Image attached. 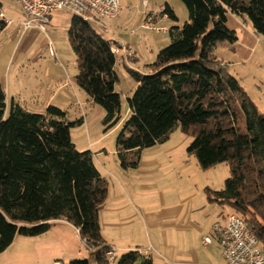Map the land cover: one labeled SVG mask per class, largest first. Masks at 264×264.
Returning a JSON list of instances; mask_svg holds the SVG:
<instances>
[{
	"label": "trees",
	"instance_id": "obj_1",
	"mask_svg": "<svg viewBox=\"0 0 264 264\" xmlns=\"http://www.w3.org/2000/svg\"><path fill=\"white\" fill-rule=\"evenodd\" d=\"M180 1L188 21L168 29L169 44L145 65V72L124 65L137 86L126 100L129 116L118 137L117 156L123 165L136 168L143 150L179 130L191 139L186 153L201 170L228 166L223 188H204L206 197L247 217V228L264 252V113L214 55L219 43L237 41L227 28L228 15L247 20L264 39V0ZM162 13L177 20L167 4ZM5 27L0 18V31ZM67 37L75 56V83L103 109L106 132L122 120L116 55L110 50L116 42L73 16ZM82 123V118L68 121L65 111L51 105L43 114L28 112L13 99L8 102L0 85V253L16 235L39 236L61 221L95 252L96 264H109L105 253L111 246L99 223L108 182L92 153L78 151L71 140V129ZM67 264L90 263L72 259ZM116 264L153 261L133 250L120 255Z\"/></svg>",
	"mask_w": 264,
	"mask_h": 264
},
{
	"label": "rangeland",
	"instance_id": "obj_2",
	"mask_svg": "<svg viewBox=\"0 0 264 264\" xmlns=\"http://www.w3.org/2000/svg\"><path fill=\"white\" fill-rule=\"evenodd\" d=\"M118 1L120 13L117 17L90 21L97 34L105 40H114L126 48L125 53L116 56L115 64V72L119 78L115 89L121 96L122 117L117 126L104 132L101 123L104 116L103 109L90 101L86 93L75 83L74 77L77 73L75 56L67 37L72 15L68 11L55 10L45 33L36 28L23 30L14 12L20 10L19 7L9 0H0L1 11L14 20L12 25L0 31V85L6 93L8 102L13 99L31 113L43 114L46 107L51 105L65 111L66 119L73 122L81 119L84 112L85 124L75 126L70 131L76 149L88 150L92 153L100 151L97 153L98 157H93L98 170L101 171L102 165L111 168L113 171L107 176L109 181L117 184L119 178L123 177L122 181L128 179V183L132 186L130 191H133V185L145 180L141 177L144 168L140 164L136 169L128 168L117 156L118 137L122 124L129 116L126 100L137 86L127 74L124 65H130L135 70L144 72L145 65L152 63L156 53L169 44L168 29L182 27L188 21V14L180 0ZM166 4L171 7L177 20L168 19L166 23H157L155 25L157 29H145L143 25L146 14L158 12ZM165 25L169 26L166 31L159 30ZM226 25L235 32L237 41L234 44L219 43L214 55L239 81L257 110L264 113V39L252 33L251 25L245 19L228 15ZM126 45L131 49L128 50ZM135 56L137 60L133 63L131 61ZM123 58L126 61H122ZM190 141V138L176 130L167 142L142 151V161L151 158L160 159V169L154 181L156 189L140 195L142 198L146 197V212L161 211L162 201L167 207L191 195L195 198V201L190 200L193 206L201 209L199 197L204 198V188L208 187L212 190L223 188L224 181L229 176L228 166L219 164L208 170H201L195 157L186 153ZM171 148H175L172 161L162 160L163 154ZM183 158L185 160L182 161ZM189 164L190 169L180 174V170L185 169ZM142 203L144 204V201ZM215 208H219V205ZM217 210L221 212L223 219L234 213L229 206ZM200 212L196 216L205 219L206 210ZM245 218L247 220V217ZM136 227L137 237L129 240L142 247L139 249L142 254L150 248L149 243L156 245V241L151 239V242H148L146 235L149 238L148 234L151 233L145 231L144 227L133 224L132 228ZM200 238L196 236V252L198 255H205L206 249L202 247ZM154 249L150 253L153 263L162 264L155 259L158 249ZM117 253L119 256L123 254L120 251ZM95 256V252L86 249L74 228L64 223L63 225L52 223L45 234L34 237L16 235L11 245L0 253V264H67L72 259H86L92 263ZM119 256L110 264H116ZM200 260L203 261L201 258Z\"/></svg>",
	"mask_w": 264,
	"mask_h": 264
},
{
	"label": "crops",
	"instance_id": "obj_3",
	"mask_svg": "<svg viewBox=\"0 0 264 264\" xmlns=\"http://www.w3.org/2000/svg\"><path fill=\"white\" fill-rule=\"evenodd\" d=\"M14 12L17 14L16 18L21 26V22L25 21L26 18L22 15L20 10H14ZM55 12L56 11H53L51 13L50 21H52V16ZM167 21L168 19L160 20L158 23L162 24L166 23ZM161 28L167 29L169 26L165 25ZM126 47L128 50L131 49L129 45H126ZM124 60L125 58L122 59V61ZM127 60L130 61L129 59ZM136 60L137 58L135 56L131 62L134 63ZM127 66L132 68L130 65ZM82 120L83 125L86 122V114L84 112H82ZM174 150L175 148H171L166 151L162 156V160L166 159L172 161ZM98 152H91L92 156L98 157ZM187 159V161H189V158ZM159 160V158H151L147 161H142V158H140L139 164L144 168V171L141 172V177H144L145 180H140L136 185H133V191H130V187L132 186L128 183V179L122 181L123 177L119 178L117 184L111 183L107 176H110L113 170L106 167L105 165H102V169L101 171L99 170V172L108 182L107 198L99 213L100 230L103 240L107 245L111 246V248L117 247L118 249H114L122 253L130 250L141 249L142 247L137 245L138 243H134L133 241L129 240L137 237V235H135V230L138 228H132L133 224L136 223L137 226L140 225L141 228L144 227L145 231L148 230L151 233V235L148 234L149 238L146 235L148 242H151L152 239L154 242L156 241V245L149 243V247L152 249H158V253H156L157 257L155 259L157 261L159 260L162 264H225L216 239L212 233L211 225H213L212 223L218 219L223 220V218H221V212H219L217 209L227 205L219 204L217 201H209L204 192V198L202 196L199 197V205H202L201 209H196L197 207L193 206L192 201H195V198L191 195L183 197L179 202L170 204L167 207L162 201L161 211L146 212V197L142 198L140 195L143 192L156 189L157 186L154 181L155 176L158 174L160 169ZM183 160L185 159L183 158L182 161ZM138 166L136 168H138ZM190 167L191 165L189 164L188 167L180 170V174L188 171ZM136 187H138L137 190H135ZM160 198H162L161 193ZM143 201L144 204L142 203ZM218 205L219 208H215V206ZM200 210H206L207 215L205 219L196 216ZM54 223L56 225H63V223L67 224L61 221ZM69 226L72 227L71 225ZM157 236L159 238H157ZM196 236H198V238L201 237V245L206 249L204 250L205 255H198L196 252ZM204 237L211 238V242L207 246L202 244V239ZM118 253H116L115 259L117 256H119L120 253ZM149 257L152 258L150 254ZM200 258L203 261H201ZM114 260L109 262V264L114 262ZM89 263L96 264L94 259L92 263L91 261H89Z\"/></svg>",
	"mask_w": 264,
	"mask_h": 264
},
{
	"label": "built area",
	"instance_id": "obj_4",
	"mask_svg": "<svg viewBox=\"0 0 264 264\" xmlns=\"http://www.w3.org/2000/svg\"><path fill=\"white\" fill-rule=\"evenodd\" d=\"M17 5L26 18L21 22L23 30L36 28L41 32H46L49 25L51 13L55 10L68 11L73 17L80 18L84 21H100L102 19L115 18L120 13V4L118 0H9ZM0 18L5 26H10L14 20L6 17L2 12ZM167 16L158 12L146 14L143 27L145 29H157L155 26L160 20H166ZM166 31V28H161ZM116 56L119 53H125L120 43L113 44L110 48ZM50 53L51 50L49 49ZM129 55L131 53H128ZM212 233L225 264H264V252L259 246L257 238L249 232L247 222L244 217L235 213L229 214L223 220H218L212 225ZM210 237H204L202 244H210ZM152 248L142 252L144 255L150 254ZM141 253L140 250H138ZM117 250L109 249L105 256L108 262L116 257Z\"/></svg>",
	"mask_w": 264,
	"mask_h": 264
}]
</instances>
